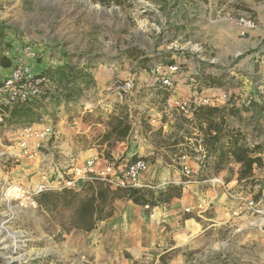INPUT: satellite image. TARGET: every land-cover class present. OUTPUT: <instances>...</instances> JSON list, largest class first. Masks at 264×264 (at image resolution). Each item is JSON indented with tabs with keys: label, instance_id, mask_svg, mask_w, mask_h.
I'll use <instances>...</instances> for the list:
<instances>
[{
	"label": "rangeland",
	"instance_id": "rangeland-1",
	"mask_svg": "<svg viewBox=\"0 0 264 264\" xmlns=\"http://www.w3.org/2000/svg\"><path fill=\"white\" fill-rule=\"evenodd\" d=\"M243 14L257 22L246 35L236 25ZM254 30H264V0H0V57L6 54L14 61L24 45H33L40 54L37 64L45 70L54 93L49 99L52 105L43 104L42 112L56 110L57 99L65 98L69 123L84 108H79L77 100L90 104L108 101L110 98L103 100L106 88L118 80H134L133 96L145 97L150 87L142 86L138 75L146 82L155 65L172 60L183 69L191 65L202 68L205 81L214 80V88L227 86L232 91L235 79L245 78L248 70L251 77L260 79L264 51L259 50L264 44L248 50L238 43ZM3 71L0 66L1 78ZM234 96L232 91L228 104L236 101ZM106 108L99 105L95 111ZM88 110L84 116L92 114ZM11 131L0 130V264H155L128 254L120 262L121 253L116 254L113 246L101 247L92 231H65L67 212L62 208L51 213L40 205L3 225L2 179L10 175L34 185L41 175V159L6 157L17 151ZM256 141L264 143V130H257ZM254 172V183L239 181L230 188L235 193L234 198L228 197L238 212L236 225L218 223L219 242L193 250L188 264H264V164ZM209 211L213 217L214 209ZM4 227L22 235L13 239ZM158 264L168 263L161 258Z\"/></svg>",
	"mask_w": 264,
	"mask_h": 264
},
{
	"label": "crops",
	"instance_id": "crops-1",
	"mask_svg": "<svg viewBox=\"0 0 264 264\" xmlns=\"http://www.w3.org/2000/svg\"><path fill=\"white\" fill-rule=\"evenodd\" d=\"M238 43L248 50L260 43L264 44V30H254L247 38L239 39ZM258 52L254 51L255 54ZM201 71L202 68L189 66L186 78L178 83L177 91L188 94L199 90L204 95L213 97L212 106H234L232 109L237 112L231 117L233 129L249 130L251 136L256 139L257 130H264V73L260 79H255L250 76L252 73L248 70L245 78L235 79L236 86L232 91L236 101L231 105L223 98L224 88L227 86L207 87L204 90L200 87L196 90L197 73ZM241 75L244 76L243 73ZM137 80L143 81L142 86L147 84L150 87L145 97L139 99L134 95L130 101L121 102L114 95L107 94L103 100H110H98L97 104H93L88 110L92 114L87 116H84L87 109L83 108L72 123H69V116L64 108H58L59 104L54 105L55 109H61L53 118L59 138L54 143L50 142V152L54 157L48 160L47 167H54L57 163L67 160L68 154L75 155L79 164L93 155L123 164L139 157L147 159L150 168L141 175V183L153 185L167 181L182 186V196L174 197L171 201L149 210L131 200H118L115 203V214L99 222L92 232L101 247L113 246L117 250L116 254L121 253L118 256L122 257L120 262H123L125 254H128L134 260L145 258L155 264H158L161 258L168 264H188L189 254L193 250L207 249L211 244L219 242L217 238L221 226L219 227L218 223L229 224V227L236 225L238 212L233 201L229 199L224 188L218 185V188L215 187L216 185L208 179L218 176L225 181L228 188H234L239 182L240 164L230 157L216 165L218 168L213 172L206 173L199 169L195 161L190 160L188 164L192 168L193 176H184L178 160L179 155L184 145L204 144V130L196 125L195 118L191 127H186L184 134L183 129L177 134L175 127L181 125L178 119L169 114L161 115L168 96H153V92L164 90L154 84L152 69L150 74H147L146 82L141 75H138ZM76 104L82 108L80 103ZM99 105H107L106 111H95ZM40 106L39 110H42V104ZM120 106L124 108H115ZM150 115L158 116L159 122L151 124ZM245 118H248L247 123ZM126 122L130 124V132L122 137L118 133ZM5 127L0 123V130H8ZM14 131L9 135L17 141V133ZM82 135L86 136L87 141ZM189 139L193 143H190ZM260 155L262 156V153ZM42 162L41 159L40 170ZM210 208L214 209L213 217L210 216ZM190 220L199 225L198 231L188 227ZM211 229L214 230L213 234L206 236L205 233ZM182 238L186 239V242Z\"/></svg>",
	"mask_w": 264,
	"mask_h": 264
},
{
	"label": "built area",
	"instance_id": "built-area-1",
	"mask_svg": "<svg viewBox=\"0 0 264 264\" xmlns=\"http://www.w3.org/2000/svg\"><path fill=\"white\" fill-rule=\"evenodd\" d=\"M236 25L241 35L256 28V20L248 14L241 15L236 20ZM40 54L31 44L24 45L20 53L16 56L13 64L8 69H3L2 86H0V123L8 130H15L17 133V152H9L6 157L9 159L23 157L29 160L42 159V170L40 179L34 185H29L15 180L10 175L5 176L1 184L3 203L5 204L4 225L10 218L19 214H26L37 210L40 207V197L47 191L69 189H79L84 183L93 180L105 181L113 187L138 188L151 187L159 188L170 183L165 181L153 185L142 184L141 175L150 168L147 159L139 157L126 164L116 163L115 161L104 160L101 156L93 155L78 163L77 157L72 154L66 156L67 160L57 163L54 167H47L48 160L53 158L50 150V142L59 138V132L55 129L53 118L61 110H51L43 113L40 118L27 126H18L8 123L7 118L10 112L23 105H46L54 95L51 88V81L45 70L38 65ZM188 68L183 69L177 62L165 64L159 63L152 68L154 84L163 88L168 94L165 99L163 112L161 115L169 114L178 119L179 123L186 127H191L195 119L197 109L202 105L213 104V97L204 95L199 91L206 89L203 71L197 73L196 90L194 93L182 94L177 91L179 81L186 78ZM6 74V75H5ZM135 88L134 80H118L106 88L107 94L114 95L118 101H130ZM212 88V87H208ZM223 98L226 103L231 101L232 91L225 89ZM58 108H64L69 102L65 98H58ZM84 108L90 109L93 104L83 100H77ZM151 124L159 122L158 116H149ZM193 143L191 139H189ZM247 145L253 148L258 145L255 138L251 136ZM208 152L204 144L184 145V149L179 155L181 169L184 176L191 178L193 171L188 164L190 160L195 161L201 170L205 165L204 159ZM104 163V164H103ZM49 164V163H48ZM103 164V165H102ZM52 175V176H51ZM212 184L218 185L226 190L229 197L234 198L235 193L228 188L225 181L218 177L208 179ZM251 204L253 202H250ZM149 209V205L145 206ZM153 216V215H152ZM2 225V226H3ZM15 262V261H13ZM12 262V263H13ZM18 263V262H17ZM26 263V261H25Z\"/></svg>",
	"mask_w": 264,
	"mask_h": 264
},
{
	"label": "trees",
	"instance_id": "trees-1",
	"mask_svg": "<svg viewBox=\"0 0 264 264\" xmlns=\"http://www.w3.org/2000/svg\"><path fill=\"white\" fill-rule=\"evenodd\" d=\"M172 60L171 63H175ZM13 60L6 54L0 57V66L8 69L12 66ZM214 80L205 81V86L212 87ZM0 77V86H2ZM159 91V90H158ZM153 92V96L166 95L165 92ZM41 106L23 105L14 108L10 112L7 122L20 126H27L37 121L42 115ZM236 115L232 108L202 105L195 114L196 125L204 130L203 143L208 149L205 165L202 172H210L216 165L233 157L240 164L239 181H246L247 184L255 182V169L263 167L264 161L260 155L264 151V143L255 145L253 148L247 145L251 138L249 130L242 128L233 129L231 117ZM193 122V121H192ZM194 123V122H193ZM184 126L175 127L177 134H180ZM130 132V124L126 122L119 135L124 137ZM201 172V173H202ZM182 186L169 184L166 189L159 190L143 186L138 188L113 187L102 180L88 181L79 189L65 188L63 190L47 191L40 197V205L51 213L61 208L67 212L63 229H73L91 232L97 228L98 223L109 219L115 214L116 201L131 200L135 204L150 208L167 203L174 197L182 196ZM30 264H36V261Z\"/></svg>",
	"mask_w": 264,
	"mask_h": 264
},
{
	"label": "bare ground",
	"instance_id": "bare-ground-1",
	"mask_svg": "<svg viewBox=\"0 0 264 264\" xmlns=\"http://www.w3.org/2000/svg\"><path fill=\"white\" fill-rule=\"evenodd\" d=\"M11 152V151H10ZM16 154L17 151H12ZM189 227L193 228V229H199V225L194 221V220H190L189 222ZM5 231L8 232V234L13 238L16 239L18 237H20L22 235V232L18 231V230H13L10 227H4L3 228Z\"/></svg>",
	"mask_w": 264,
	"mask_h": 264
}]
</instances>
